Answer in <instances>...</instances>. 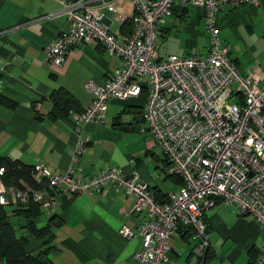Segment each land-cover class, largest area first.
<instances>
[{"label": "crops", "instance_id": "obj_1", "mask_svg": "<svg viewBox=\"0 0 264 264\" xmlns=\"http://www.w3.org/2000/svg\"><path fill=\"white\" fill-rule=\"evenodd\" d=\"M61 2L96 10L101 23L118 40L130 32V0H0V100L10 103L0 101V157L40 166L51 174L62 173L70 165L78 136L84 146L75 166L84 177L113 167L126 175L137 173L159 197L177 189L180 180L168 172L149 134L140 131L142 95L109 100L103 123H73L71 112L85 108L91 98L84 82L102 84L120 66V59L99 44H81L67 51L62 65H48L44 44L69 25ZM202 13L198 6L174 0L154 38L158 59L170 54H206ZM216 21L236 71L259 77L258 84L263 83L264 1L258 5L226 3ZM57 89L73 97L74 108L63 111L54 105L49 96ZM133 202L132 195L112 186L103 192H57L51 210L38 204V213L32 212L29 219L36 227L47 225L53 216L59 221L52 228L50 242L55 249L49 255L50 264H136L133 253L139 236L124 239L118 233L121 226H135L143 217L131 213ZM29 203L14 200L2 207L15 236L24 240V249L35 253L45 238L34 237L27 230L29 219L23 220L18 213ZM204 220L205 257L192 254L191 231L178 226L171 236L166 264H249L263 244L264 230L251 215L232 205L215 202L205 210Z\"/></svg>", "mask_w": 264, "mask_h": 264}, {"label": "built area", "instance_id": "obj_2", "mask_svg": "<svg viewBox=\"0 0 264 264\" xmlns=\"http://www.w3.org/2000/svg\"><path fill=\"white\" fill-rule=\"evenodd\" d=\"M130 1V32L121 40L101 23L96 10L61 2L69 25L44 44V60L60 66L67 51L81 44H99L117 56L120 66L102 84L84 82L91 98L85 108L71 112L73 123H103L109 100L142 95L140 131L149 134L168 172L181 185L158 198L137 173L126 175L104 167L84 177L75 166L84 146L76 136L67 170L51 174L34 166V176L48 180L47 194L45 190L5 187L0 180V205L16 200L36 202L50 210L57 192H103L112 186L132 195L131 213L143 216L135 226L123 225L118 230L124 239L139 236L133 253L136 264H166L171 236L178 226L191 231L192 254L202 258L207 247L204 212L215 202L251 215L264 230V82L258 84L259 77L236 71L216 21L226 3L258 5L264 0H178L203 9L207 52L160 59L154 38L174 0ZM249 264H264V239Z\"/></svg>", "mask_w": 264, "mask_h": 264}, {"label": "trees", "instance_id": "obj_3", "mask_svg": "<svg viewBox=\"0 0 264 264\" xmlns=\"http://www.w3.org/2000/svg\"><path fill=\"white\" fill-rule=\"evenodd\" d=\"M130 24V23H129ZM50 99L54 105L67 111L74 108V99L71 95L60 89L51 92ZM2 103L10 106L6 100L1 99ZM77 112H79L77 110ZM0 166L3 173L0 180L5 187H14L15 189L43 190L48 184L44 177L34 176V166L26 165L19 160H11L7 157H0ZM159 198V196L156 195ZM33 202L26 205L18 213L23 220L29 219L32 212L38 213V203ZM41 206V205H40ZM44 208V207H42ZM46 209V208H45ZM49 210V209H48ZM51 210V209H50ZM16 213V212H15ZM17 214V215H19ZM27 230L36 238H45L42 247L35 253H28L24 249V240L16 237L14 229L7 219V214L0 205V263L4 264H50L49 255L53 253L55 247L50 240L53 237V227L59 225V221L51 217L47 225L36 227L29 219L26 223ZM207 248V247H206ZM206 255V251L204 257Z\"/></svg>", "mask_w": 264, "mask_h": 264}, {"label": "rangeland", "instance_id": "obj_4", "mask_svg": "<svg viewBox=\"0 0 264 264\" xmlns=\"http://www.w3.org/2000/svg\"><path fill=\"white\" fill-rule=\"evenodd\" d=\"M47 210V209H46Z\"/></svg>", "mask_w": 264, "mask_h": 264}]
</instances>
